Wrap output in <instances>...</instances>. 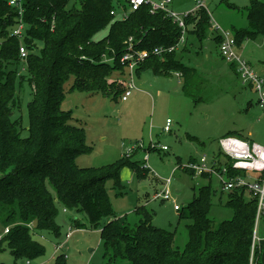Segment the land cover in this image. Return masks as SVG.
<instances>
[{"label":"trees","instance_id":"trees-1","mask_svg":"<svg viewBox=\"0 0 264 264\" xmlns=\"http://www.w3.org/2000/svg\"><path fill=\"white\" fill-rule=\"evenodd\" d=\"M223 1L236 8L229 0ZM23 5V18L29 24L24 40L29 49L26 72H21V41L9 35L18 9L9 0H0V252L7 246L17 259L41 255L44 246L33 234L43 229L59 234L56 219L61 206L85 213L93 228L101 227L105 255L111 260L121 258L130 264H251L257 199L247 190L229 191L226 205L232 207L234 215L214 224L209 218L214 190L210 184L199 187L193 201L178 210L180 218L192 220L189 242L181 250L175 247L176 232L154 225L146 206L136 208L142 219L135 227L114 212L107 181L121 191L125 187L121 172L126 167L145 179L151 172L145 162L126 154L99 167H82L76 162L92 147L85 127L72 124V111L62 109L67 94L76 90L115 99L122 96L127 74L121 57L126 41L133 37L136 48L142 50L176 45L181 36L177 23L164 11L152 13L149 4L126 19L111 14L113 9L127 8V0H23ZM244 10L246 26L233 30L238 47L245 40L264 35V0H250ZM186 23L188 32L200 42L208 37L211 24L206 7L189 15ZM106 29L104 36L94 38ZM214 39L219 47L222 36L216 32ZM181 57L177 49L151 54L136 73L146 69L163 75L180 72L186 89L197 70L185 65ZM230 66L237 73L236 66ZM25 83L32 94L27 104V136H23L26 127L22 116L14 117L22 106ZM240 133L229 131L223 136L245 138ZM157 149V145L150 147ZM177 163L182 165L180 159ZM182 170L195 175L189 169ZM105 218L111 219L102 225ZM6 228L9 231L4 233ZM260 248L255 250L254 264ZM56 262L66 264V255H59Z\"/></svg>","mask_w":264,"mask_h":264},{"label":"rangeland","instance_id":"rangeland-1","mask_svg":"<svg viewBox=\"0 0 264 264\" xmlns=\"http://www.w3.org/2000/svg\"><path fill=\"white\" fill-rule=\"evenodd\" d=\"M200 1L206 3L211 17L231 34L234 31L230 24L238 27L247 24L246 11L232 10L223 0ZM195 5L194 0H174L173 7L184 13ZM211 30L216 36V31L210 29L202 42L194 35H186L185 43L177 49L184 64L197 70L186 89L184 77L176 72L163 75L146 69L135 73V87L127 101L121 96L115 99L75 90L68 93L62 103V109L72 111L71 123L85 127L87 143L92 147L88 153L76 158L79 166L110 164L129 153L135 145L143 146L132 156L151 169L149 176L139 179L131 168L126 167L121 172L125 185L121 191L113 188L111 180L106 183L114 212L118 217L125 216V222L135 227L142 219L136 208L146 206L153 214L154 225L176 232L175 247L181 250L189 242L188 225L192 220L180 218L175 205L186 207L197 195L199 187L210 184L214 190L209 212L214 224L230 220L234 211L226 205L229 191H222L216 176L191 175L179 168L178 159L185 165L192 157L200 159L204 154L215 157L220 152V138L229 131H239L245 138L264 145V115L258 94L243 83L221 56ZM106 33L107 29L94 38ZM239 52L264 78V35L245 40ZM23 89L22 106L14 117L22 116L26 127L23 136H27V104L32 94L28 84L25 83ZM168 118L173 121L170 132L164 130ZM151 144H156L159 149L150 150ZM162 146L168 149L163 150ZM169 177L170 198H156V193L165 188V179ZM74 216L77 221H73ZM110 219L105 218L102 225ZM56 221L61 227L59 234L47 229L33 234L44 246L41 255L33 259H17L6 246L0 252V264H27L28 260L31 264H57V257L61 254L66 255V264H130L125 259L111 260L105 255L101 227L93 228L85 213L66 212L59 206ZM2 230L0 222L1 234ZM68 232L72 234L67 239ZM258 233L264 236V220ZM62 243L63 246L58 248Z\"/></svg>","mask_w":264,"mask_h":264},{"label":"built area","instance_id":"built-area-1","mask_svg":"<svg viewBox=\"0 0 264 264\" xmlns=\"http://www.w3.org/2000/svg\"><path fill=\"white\" fill-rule=\"evenodd\" d=\"M173 0H127V8L122 6L119 9H113L111 14L119 19H126L128 15L139 9L145 4L151 6V12L164 11L168 17H170L181 29V36L178 39L176 45L173 46H157L153 49H137L133 37H130L127 41V48L125 53L121 57V62L124 64L127 71V78L124 80L125 91L121 96L123 101H126L132 94V89L135 87L134 79L137 67L140 63L144 62L151 54L162 55L164 53H170L175 49H178L180 45L185 43L186 35L188 33V25L186 18L195 13L199 8L205 7L204 3L200 0L197 2L196 7L184 13L178 12L171 7ZM9 4L18 9V15L16 22L10 30L9 35L18 38L21 43L19 46L20 59L23 61L21 72L27 70V58L29 55V49L24 43L27 36L29 24L24 20V5L23 0H9ZM210 14V13H209ZM211 29L216 31L222 36V42L219 45V51L221 56L229 63L236 66V71L239 74L244 84L252 85L253 89L258 94V103L263 110L264 115V78L259 76L250 63L242 57L239 52L234 34H231L229 30L223 29L219 23L215 21L210 14ZM3 39L0 38V46ZM20 72V73H21ZM179 76H182L180 72H177ZM173 121L168 118L164 126L166 132L171 131V124ZM220 152L215 157L209 158L204 154L200 159H191L185 165L179 166L181 169H189L193 171L195 175L207 174L208 177L216 176L221 184L222 191H232L234 189H245L251 195L257 199V211L254 224V234L252 242L251 264L253 263V257L255 250L258 249L261 238L258 230L262 220H264V145L257 143L253 140H249L243 137L235 135L222 136L219 140ZM143 147L142 145H135L126 153L127 156L132 155L137 149ZM150 147H156V144H151ZM161 149L167 150V146H162ZM223 157V159H222ZM148 158V155L147 157ZM165 188L156 193V198L169 199L170 189L169 183L171 178L165 179ZM180 205H175V209L179 210ZM9 231L5 229L4 233ZM72 232L66 234L68 239ZM62 244L57 247L61 248ZM27 264H31V261H27Z\"/></svg>","mask_w":264,"mask_h":264},{"label":"crops","instance_id":"crops-1","mask_svg":"<svg viewBox=\"0 0 264 264\" xmlns=\"http://www.w3.org/2000/svg\"><path fill=\"white\" fill-rule=\"evenodd\" d=\"M195 1V0H194ZM231 3H233V4H235L236 5V8H234V7H230V6H228V4H227V6L228 7H230L232 10L233 9H236L237 11H244L245 12V10H244V7H246L248 4H249V1L250 0H229ZM196 2V1H195ZM203 3H204V5H205V7L208 9V11H209V13H210V10H209V8L207 7V5H206V3L204 2V1H202ZM173 4H174V0L172 1V8L174 9V7H173ZM196 4H197V2H196ZM196 7V5L191 9V10H193L194 8ZM176 10V9H175ZM191 10H189V11H191ZM177 11V10H176ZM179 12V11H178ZM184 12H187V11H184ZM231 25V27L230 28H232V31L234 30V28H240V27H244V26H246V25H244V26H240V27H238L237 25H235V24H230ZM231 30V29H230ZM190 33L188 32L187 33V35H189ZM211 34H212V37L213 38H215V34L213 33V31L211 30ZM190 35H192V34H190ZM239 48V50H240V47H238ZM229 64V63H228ZM229 66H230V64H229ZM230 68L233 70V68L230 66ZM233 72L237 75V73L233 70ZM133 94V93H132ZM129 99V98H128ZM127 99V100H128ZM126 100V101H127ZM251 104V103H250ZM254 141V140H253ZM64 209V211H66V212H73V211H70V210H67V209H65V208H63ZM178 211V210H177ZM75 218H77V216H74ZM260 236V235H259ZM260 238H261V242H260V245H261V248H260V253H259V257H258V259L256 260V263L255 264H264V236H260Z\"/></svg>","mask_w":264,"mask_h":264}]
</instances>
